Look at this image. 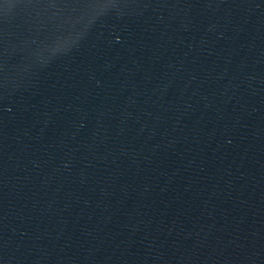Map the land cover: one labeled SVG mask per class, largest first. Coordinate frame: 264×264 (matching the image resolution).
Instances as JSON below:
<instances>
[{
	"label": "water",
	"instance_id": "water-1",
	"mask_svg": "<svg viewBox=\"0 0 264 264\" xmlns=\"http://www.w3.org/2000/svg\"><path fill=\"white\" fill-rule=\"evenodd\" d=\"M0 264H264V0H0Z\"/></svg>",
	"mask_w": 264,
	"mask_h": 264
}]
</instances>
